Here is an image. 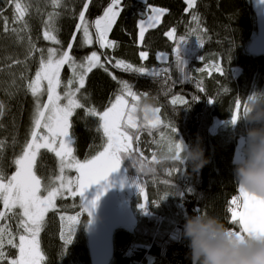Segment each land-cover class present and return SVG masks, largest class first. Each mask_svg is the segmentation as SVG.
<instances>
[{"label": "trees", "instance_id": "obj_1", "mask_svg": "<svg viewBox=\"0 0 264 264\" xmlns=\"http://www.w3.org/2000/svg\"><path fill=\"white\" fill-rule=\"evenodd\" d=\"M83 3L84 0H67L68 7L76 15ZM109 3L110 0H93L86 14L88 19L94 20L102 15ZM150 3L168 9L169 13L163 17L158 28L146 33L143 50L150 53L147 61H141L139 58L142 48L137 44L136 28L138 17L146 11L145 0H124L125 10L109 36L110 39L118 42V47L114 50L100 49L95 43L91 47H81V34H77L73 55L80 60L95 50L107 56L124 59L134 66L143 64L150 68L163 67L156 60L155 55L160 51L171 53L173 42L164 33L175 27L177 38L186 36L188 39L181 45L182 48L187 44L196 43L197 48L192 58H185V51L181 46L179 54L186 64V72L195 80L202 81L206 92H199L196 83L189 81L176 84L172 91L165 95L161 87L164 74L156 78L144 77L137 73L113 68L111 64L106 63L105 66L110 72L119 79L133 84L134 90L148 93L147 99H143L142 104L160 107L161 125L152 129L153 135H148L147 131L140 134V147L144 149L145 154L150 155L152 151H157L160 157L154 174H141V180L146 181L149 200H159L165 192L171 191L170 186L162 182L164 179H170L175 184L173 194L160 200L157 205L148 204L149 215L140 207L143 201L139 193L132 196L133 226H116L113 229V253L108 264H191L187 241L182 235L186 219L189 216L198 215L200 211L216 217L227 228L233 227L227 222L226 217L229 213L226 208L230 199L238 195V184L233 180V161L237 160L235 159L236 148L242 141V152L245 158L249 145L246 138L247 131L251 128H264V120L256 123L249 122V114L252 111L250 101L256 99L252 94L264 93V54H253L249 51L259 23V15L252 0H197L195 8L191 10H186L187 5L184 0H150ZM31 4V14L27 17L31 26V36L39 47L52 46L50 42L43 40L42 36L43 21L47 19V13L52 9L47 0H31ZM0 9H4V15L11 20L13 10L7 7V0H0ZM192 13L200 17L201 27L206 26L207 29L203 33L205 45L203 48L199 46L194 35H189V25L195 27V23L191 21ZM76 23L77 20L71 13L64 14L58 20V36L64 46L70 40ZM11 27L10 22L9 28ZM16 27L19 28L20 25ZM26 46V40L18 42L16 35L11 32L5 33L3 22L0 21V101L6 105L5 114L0 117V140L5 142L0 168L7 175L15 171L12 161L20 153L31 126L33 98L22 89L17 91L12 86L14 78L18 85L24 83L19 80L24 67L23 65L8 67L15 59L24 60ZM202 57L206 63L201 62ZM213 57L217 59L223 57L225 69L223 76L212 73L210 70L197 71L200 68L208 69L213 62ZM103 58L102 55V61ZM27 63L26 74L33 76L37 70L38 59L33 58ZM169 75L173 79H179V72L174 63H171ZM70 76L71 72L65 66L61 78L66 81ZM118 89L119 85L107 72L100 68L94 69L88 76L85 89L82 90L88 96V99L83 102L103 110L108 106L109 101L114 99ZM9 92L15 94L10 96ZM174 95H183L189 100L193 95L199 98L189 107L184 108L182 105L171 104ZM209 99H214V103H209ZM237 99L246 102L248 111L241 116L237 124L232 125L231 114ZM138 117L143 119L142 111H139ZM72 119L76 141L75 154L83 161L101 150V134L95 131L98 121L93 117H85L83 109H78ZM168 122L175 123L176 137L178 140L179 137L183 140L186 148L196 145L203 148L208 163L199 172H193L183 154L185 173L179 178L174 175L167 176L165 170L174 166V158L172 157L171 162L164 161L163 157L168 154L166 146L152 143V141H159L161 136L170 135L169 130L164 127V124ZM13 137L16 140L15 144H13ZM176 137L173 136V139ZM123 160L127 172L138 177L135 168L131 166V161ZM36 171L42 177L43 183H47L50 176L58 175V160L55 154L42 149L37 159ZM78 198H59L56 202L58 210L49 212L46 216L45 228L40 237L42 250L47 257L45 264H92L93 255L88 236L89 217L86 214L81 216V223L77 226L73 242L63 255L60 239L62 222L59 217L79 212L81 209ZM0 210H3L2 205ZM90 219L92 221L93 216ZM4 223L10 224L13 231L16 230V220L0 221V225ZM6 251L10 256L17 254V250L10 246L6 247Z\"/></svg>", "mask_w": 264, "mask_h": 264}, {"label": "snow or ice", "instance_id": "obj_2", "mask_svg": "<svg viewBox=\"0 0 264 264\" xmlns=\"http://www.w3.org/2000/svg\"><path fill=\"white\" fill-rule=\"evenodd\" d=\"M52 11L47 13V19L43 21V40L50 42L52 46L39 47L31 36V26L27 17L31 14V0H7V7L11 8V20L4 15V9H0V21L3 22V31L11 32L17 36L18 42L26 40V55L24 60L15 59L9 68L16 65H23L24 71L20 73L19 80L23 81L18 85L16 79L12 80V86L17 91L21 89L33 98V112L31 126L28 136L21 146V151L17 154L12 163L15 171L7 175L0 168V221L14 219L17 221L16 230L13 231L8 223L0 225V264H45L46 255L41 247V233L45 228L46 216L49 212L57 211L56 201L59 197L73 198L79 197L80 211L74 215H60L62 222L60 239L62 241L63 255L66 254L67 247L72 244L77 226L81 223V216L86 214L91 223L92 211L96 208L98 201L106 191L103 189L95 199L88 202L85 193L94 185H100L102 181H107L108 177L119 171L122 159L131 161V166L135 168L138 179L134 182L142 199L140 207L146 209L149 203L157 205L160 200L173 194L175 184L170 179L162 182L170 186L171 191L165 192L159 200H149L146 192V181L141 180L146 165H157V151H152L146 155L144 149L140 147V134L147 131L148 135H153L152 129L161 125L159 116L160 107H150L142 104L143 99H147L148 93H141L134 90V85L127 80L119 79L109 71L107 64L113 68L124 72L140 74L144 77L156 78L164 74L161 87L165 95L172 91L176 84H183L189 81L196 83L199 92H206L203 82L195 80L193 76L186 72V64L181 59L180 46L188 39L186 36L177 38L175 27L170 28L164 35L173 42L171 53L167 51L157 52L155 58L163 67L134 66L124 59L107 56L97 51H92L89 55L80 60L73 55V47L77 42V34L80 36L81 47H91L94 43L100 49H115L118 42L109 38L114 26L117 24L121 13L125 10L124 0H110L104 8L102 15L94 20H89L87 13L93 0H84L81 10L76 15L68 7L67 0H47ZM187 5L186 10L195 8L197 0H184ZM146 11L138 17L137 44L142 50L139 52L141 61H147L150 53L143 50L146 33L151 29L158 28L163 17L169 10L158 7L150 0H145ZM37 8V12H39ZM66 13H71L77 20L74 31L67 45L64 46L60 40L57 26L58 20ZM191 21L195 27L189 25V35H194L201 48L204 45L203 33L207 31L206 26L201 27L200 17L196 13L191 14ZM12 27L9 28V24ZM16 25H20L19 28ZM94 30V31H93ZM23 34V35H21ZM102 55L104 56L102 61ZM37 58L38 66L33 76H28V61ZM9 59H12L9 57ZM201 62L206 63L204 57ZM171 63L179 72V79H173L169 73ZM65 66L70 70L71 76L62 80L61 73ZM103 69L111 78L117 82L119 89L114 94V99L109 101L108 106L103 110L98 109L83 101L88 99L85 92L86 81L94 69ZM223 76V57L217 59L213 57V62L208 69L200 68L197 71L207 72ZM15 75V74H13ZM62 89V91H61ZM227 91V89H225ZM10 96L14 92L8 93ZM46 97V99H44ZM199 96L193 95L191 100L183 95H174L171 104L182 105L184 108L196 102ZM209 103H214V99H209ZM5 103L0 101V117L5 114ZM78 109H83L85 117H93L98 123L95 131L101 134V150L97 151L90 158L83 161L77 158L75 152V136L73 132V117ZM144 113L143 119H139L137 112ZM248 111L246 102L237 99L234 102V110L231 114L232 125L237 124L242 115ZM152 113L149 118L148 113ZM164 127L169 130L170 135L161 136L159 141L152 143L166 146L167 153L174 158V166L165 171L168 177L173 175L179 178L185 173V163L183 159L184 144L173 136H177L175 123L168 122ZM16 143L13 137V144ZM5 142L0 140V159L3 158ZM54 153L58 160L59 174L50 176L47 183L42 182V177L37 174V159L41 155V150ZM74 171L73 178L66 173ZM111 185H108L110 187ZM229 215L226 217L229 227V235L236 234L240 237L253 236L256 239H264V197H258L248 192L243 185H238V195H234L228 202L226 208ZM198 214H205L198 212ZM18 241V242H17ZM17 250L15 256H10L6 247Z\"/></svg>", "mask_w": 264, "mask_h": 264}, {"label": "clouds", "instance_id": "obj_3", "mask_svg": "<svg viewBox=\"0 0 264 264\" xmlns=\"http://www.w3.org/2000/svg\"><path fill=\"white\" fill-rule=\"evenodd\" d=\"M250 101L252 111L249 122L264 120V93H253ZM249 145L242 162L233 161V180L238 185L264 197V128H251L246 136ZM186 162L193 172H199L208 160L200 145L187 147L184 153ZM171 162V154L163 157ZM157 165H146L144 173L154 174ZM187 241L191 264H264V239L253 236L229 235V229L216 217L198 214L189 216L182 230Z\"/></svg>", "mask_w": 264, "mask_h": 264}, {"label": "rangeland", "instance_id": "obj_4", "mask_svg": "<svg viewBox=\"0 0 264 264\" xmlns=\"http://www.w3.org/2000/svg\"><path fill=\"white\" fill-rule=\"evenodd\" d=\"M252 4L258 12L259 23L250 43L249 51L253 54H264V0H252ZM196 48V43L185 45V47L182 48V50L185 51V58H192L195 54ZM142 114L144 117L143 112ZM138 115L139 111L137 112V116ZM148 116L151 118L152 113L149 112ZM159 116L161 119L160 113ZM176 139L178 140V137H176ZM178 141L183 142L180 137ZM242 147L243 142L241 141L235 152V159L238 161L244 159ZM186 150L187 148L184 144L183 154ZM66 174L73 178L76 176L74 171L67 172ZM137 179V176L127 172L125 162L122 159V165L119 171L112 173L107 181H102L100 185H94L87 193H85L86 200L90 202L95 199L97 194L107 187V191L101 195L96 208L92 211L93 219L88 227V236L93 255L92 264H99L100 261H102V264H108L113 253L112 231L116 226H133L131 203L132 196L139 193L134 186V182H136ZM108 185L111 186L108 187ZM68 197L75 199L71 196ZM110 218L111 220L109 221Z\"/></svg>", "mask_w": 264, "mask_h": 264}, {"label": "bare ground", "instance_id": "obj_5", "mask_svg": "<svg viewBox=\"0 0 264 264\" xmlns=\"http://www.w3.org/2000/svg\"><path fill=\"white\" fill-rule=\"evenodd\" d=\"M99 264H102V261H100Z\"/></svg>", "mask_w": 264, "mask_h": 264}, {"label": "built area", "instance_id": "obj_6", "mask_svg": "<svg viewBox=\"0 0 264 264\" xmlns=\"http://www.w3.org/2000/svg\"><path fill=\"white\" fill-rule=\"evenodd\" d=\"M149 210L148 209H146V212H148Z\"/></svg>", "mask_w": 264, "mask_h": 264}, {"label": "water", "instance_id": "obj_7", "mask_svg": "<svg viewBox=\"0 0 264 264\" xmlns=\"http://www.w3.org/2000/svg\"><path fill=\"white\" fill-rule=\"evenodd\" d=\"M237 194H238V188H237Z\"/></svg>", "mask_w": 264, "mask_h": 264}]
</instances>
